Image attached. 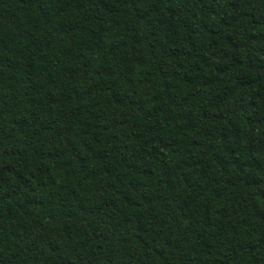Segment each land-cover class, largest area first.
I'll list each match as a JSON object with an SVG mask.
<instances>
[{"label":"trees","instance_id":"obj_1","mask_svg":"<svg viewBox=\"0 0 264 264\" xmlns=\"http://www.w3.org/2000/svg\"><path fill=\"white\" fill-rule=\"evenodd\" d=\"M0 264H264V0H0Z\"/></svg>","mask_w":264,"mask_h":264}]
</instances>
